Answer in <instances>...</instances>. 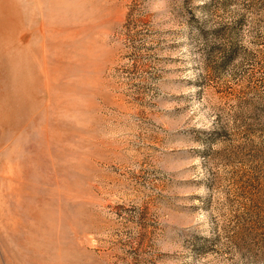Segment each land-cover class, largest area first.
<instances>
[{
  "label": "rangeland",
  "instance_id": "1",
  "mask_svg": "<svg viewBox=\"0 0 264 264\" xmlns=\"http://www.w3.org/2000/svg\"><path fill=\"white\" fill-rule=\"evenodd\" d=\"M0 264H264V0H0Z\"/></svg>",
  "mask_w": 264,
  "mask_h": 264
}]
</instances>
